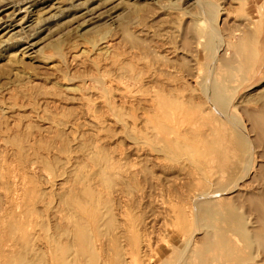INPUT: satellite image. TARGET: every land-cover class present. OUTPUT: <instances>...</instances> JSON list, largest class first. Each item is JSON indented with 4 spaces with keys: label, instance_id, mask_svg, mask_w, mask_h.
Returning <instances> with one entry per match:
<instances>
[{
    "label": "rangeland",
    "instance_id": "1",
    "mask_svg": "<svg viewBox=\"0 0 264 264\" xmlns=\"http://www.w3.org/2000/svg\"><path fill=\"white\" fill-rule=\"evenodd\" d=\"M0 176L62 263L264 264V0H0Z\"/></svg>",
    "mask_w": 264,
    "mask_h": 264
},
{
    "label": "bare ground",
    "instance_id": "2",
    "mask_svg": "<svg viewBox=\"0 0 264 264\" xmlns=\"http://www.w3.org/2000/svg\"><path fill=\"white\" fill-rule=\"evenodd\" d=\"M48 1V0H47ZM44 3V2H43ZM17 27V26H16ZM16 27H14V25H8L5 29H8V34L10 33V32H12V31H15V29H16ZM23 28V27H22ZM28 44V43H27ZM33 47V45H29V47H28V49H31ZM109 48V47H108ZM107 50V49H106ZM130 94V93H129ZM126 98V97H125ZM162 99V98H161ZM146 100V99H145ZM159 103V102H158ZM188 103V102H187ZM217 103V102H216ZM156 105H158L157 103H155ZM154 104V105H155ZM155 105V106H156ZM177 105V104H176ZM159 106V105H158ZM158 106H157V108H158ZM175 106V105H174ZM173 106V107H174ZM178 106H179V104H178ZM182 106V105H181ZM185 106V105H184ZM168 107H169V105H168ZM159 108H161V106L159 107ZM179 108V107H178ZM153 109V108H152ZM155 109H156V107H155ZM175 109V108H174ZM182 109H183V107H182ZM187 109V108H186ZM159 110H161V109H159ZM171 110H172V108H171ZM179 110H180V108H179ZM178 110V111H179ZM184 110V109H183ZM199 110V109H198ZM156 111V110H155ZM181 111V110H180ZM187 111V110H186ZM191 111V110H190ZM184 112V111H183ZM201 114V113H200ZM154 115V114H153ZM166 115V114H165ZM180 116V115H179ZM162 117H164V114H159V115H156V116H154L153 117V119L156 121V122H159L160 121V119L162 118ZM164 118H166V117H164ZM168 118V117H167ZM163 120V119H162ZM176 120V119H175ZM182 120H184V119H182ZM93 122V121H92ZM167 134V133H166ZM166 134H164L163 133V135H164V140H167L166 139ZM202 136V135H201ZM203 137H205L206 138V136H204L203 135ZM212 138V137H211ZM198 139H200V138H198ZM201 139H202V137H201ZM215 139V138H214ZM218 139V138H217ZM203 140V142L202 143H205L206 141H204L205 139H202ZM209 141V140H208ZM212 142H213V140H212ZM207 145H208V143H206ZM213 148V147H212ZM180 150H181V148H180ZM184 151V150H183ZM182 151V152H183ZM212 152V151H211ZM216 152V151H215ZM214 152V153H215ZM214 153H212V154H214ZM178 154V153H177ZM181 154V153H180ZM211 154V155H212ZM176 155V154H175ZM218 156V155H217ZM13 157V156H12ZM176 157V156H175ZM214 157H216V155L214 156ZM170 158V157H169ZM213 158V157H212ZM18 159V158H17ZM85 159V158H84ZM215 159V158H214ZM213 159V160H214ZM15 160V159H14ZM83 160V159H82ZM212 162H214V161H212ZM2 163V162H1ZM48 163V162H47ZM97 163V162H96ZM98 164V163H97ZM127 164V163H126ZM210 164V163H209ZM3 165V164H2ZM126 166V165H125ZM33 167V166H32ZM31 167V168H32ZM66 167V166H65ZM6 169V168H5ZM4 170V169H3ZM110 170V169H109ZM140 170V169H139ZM133 172V171H132ZM131 172V173H132ZM10 174V173H9ZM109 174V173H108ZM139 174V173H138ZM192 174V173H191ZM131 175V174H130ZM49 176V175H48ZM121 176V175H120ZM0 177H2V176H0ZM111 177V176H110ZM3 178V177H2ZM13 178V177H12ZM119 178V177H118ZM124 178V177H123ZM10 179V178H9ZM2 180V179H1ZM136 180V179H135ZM156 180V179H155ZM24 181L25 182H27V180H24L23 178H22V180H21V182L20 183H18L19 185H17V181H15L14 180V186H22L23 187V185H24ZM114 183H115V185H116V187L118 186V187H121L122 186V182H120V181H118V180H115L114 181ZM59 185V184H58ZM63 185V184H62ZM3 186V185H2ZM16 186V187H17ZM20 186V191H18V193L20 194V192H21V195H22V197H26V203L24 204V205H22V203L23 202H20V201H17L16 199L17 198H10V197H8V196H6V204H8V206H5L6 208H7V210H5V207L3 208L4 209V211L3 212H1V217H0V256H1V261H0V264H72V259H70V258H68V260H66V261H64L63 263H62V261H61V259L60 258H58V247H57V241H56V238H55V236L54 237H52V235H51V237H52V241H51V238H50V241L46 244H44L43 242H39L40 241V238H39V235L37 234V233H33V234H31L32 232H30V230L28 229L30 226L31 227H38V224H36L37 222H36V220H35V218H34V216L36 215V213H35V215H34V212H31V210L32 209H30V206H31V203L34 201L33 200V198L31 197V196H29V194H30V191L29 190H27L25 187H21ZM25 186V185H24ZM15 187V188H16ZM60 187V186H59ZM1 188V187H0ZM9 188H11V187H9ZM13 188V187H12ZM63 187H61V189H62ZM65 188V187H64ZM67 188H68V186H67ZM72 188V187H71ZM70 188V189H71ZM120 189V188H119ZM17 190H18V188H17ZM73 190V189H72ZM51 191V190H50ZM69 191V190H68ZM68 191H67V193H68ZM158 191V190H157ZM74 192H75V190H74ZM24 193V194H23ZM46 193V192H45ZM70 193V192H69ZM68 193V194H69ZM71 193H73V192H71ZM169 193V192H168ZM264 193V192H263ZM16 194V193H15ZM18 194V195H19ZM67 194V195H68ZM21 195H20V197H21ZM174 195V194H173ZM68 196H70V195H68ZM71 196H73L72 194H71ZM14 197H15V195H14ZM19 197V196H18ZM42 197V196H41ZM206 197V196H205ZM46 198V197H45ZM62 198V201L65 203V207H66V205L68 206L69 205V207L71 206V204H73L72 203V199H74L73 197H69V198H67V197H64V194H63V197H61ZM13 199V200H12ZM20 199V198H19ZM180 199V198H179ZM2 200H3V198H2ZM33 200V201H32ZM61 200V199H60ZM94 200V199H93ZM74 201H76L75 199H74ZM86 201V200H85ZM25 202V201H24ZM71 202V203H70ZM80 202V201H79ZM96 203L97 204V201L96 200H94L93 201V203ZM249 202H250V205H251V207H252V211H253V213L257 216V218H258V221H259V223L261 224V229H260V232H258L257 234V236H255V240H256V242H258L259 244H260V246H261V243L259 242L263 237H264V194L262 195V196H260V197H251V198H249ZM75 203V202H74ZM87 203H90L89 201L87 202H85L84 203V205L83 206H86L87 205V207H88V204ZM206 203V202H205ZM62 204V203H61ZM78 204H80V203H78ZM204 205V204H203ZM11 206V208L9 209V207ZM23 206V212L21 213V214H17L16 212V209H20L21 207ZM62 206V205H61ZM75 206V205H74ZM74 206H72V210H73V208H75ZM3 207V206H2ZM65 207L63 206V208L65 209ZM68 207V208H69ZM189 207V206H188ZM3 209H1V210H3ZM34 209V208H33ZM42 209V208H41ZM70 210H71V208H69ZM88 209H90V211L91 210H93V206H92V204L89 206V208ZM209 209H210V207H209ZM54 210V209H53ZM95 210H96V208H95ZM94 210V211H95ZM98 210V209H97ZM8 212V211H10V212H8L7 213V215H5V213L4 212ZM74 211V210H73ZM85 209H84V207H78L77 209L75 208V215L74 214H72V216L74 215L75 216V218H78L77 219V221H76V226H75V231H76V233L78 232V233H83V232H85V230H86V226H85V224L83 225V222H86V221H84L83 219H85V217H87L86 215H88V217L87 218H89V214L85 211ZM111 211V210H110ZM14 212V213H13ZM60 212H61V209H60ZM69 212V211H68ZM67 212V213H68ZM210 212V211H209ZM91 213H92V211H91ZM95 214H97V213H95ZM128 214V213H127ZM206 213H205V211H204V213H203V217L204 218H206V215H205ZM62 215H64L63 213H62ZM216 215H217V213H216ZM160 216V215H159ZM227 216V215H226ZM24 217H25V220H26V222H23V220H24ZM36 217V216H35ZM214 217V216H213ZM26 218H29V219H26ZM71 217H70V215H66L65 214V216H63V219H62V221L64 222H66V226H65V228H64V230H63V235L65 234V235H67V234H70L71 236H72V234H71V232H72V223H71V219H70ZM91 218V217H90ZM93 218H95L94 217V215H93ZM98 218V217H97ZM187 218V217H186ZM96 219V218H95ZM229 219V218H228ZM40 220V219H39ZM186 220V219H185ZM73 221V220H72ZM91 221V220H90ZM97 221V220H96ZM123 221V220H122ZM122 221H120V222H122ZM223 221V220H222ZM233 221H234V219H233ZM87 222H89V220L87 221ZM131 222V221H130ZM130 222H128V221H125V223H123L122 224V229H118V230H126L127 231V229H128V231H131V229H132V225L130 224ZM186 222V221H185ZM229 222V221H228ZM90 223V222H89ZM92 223V222H91ZM96 223V222H95ZM55 225V224H54ZM87 225V224H86ZM119 225V224H118ZM42 228V230L46 233V231H45V226H42V225H40ZM97 226V225H96ZM88 227V226H87ZM92 227V226H91ZM117 226H115V228H116ZM47 228H48V226H47ZM62 228V227H61ZM114 228V229H115ZM47 230V229H46ZM90 230V229H89ZM234 230V229H233ZM94 231V230H93ZM111 231V230H110ZM114 231V230H113ZM112 231V233H114ZM115 231H117V230H115ZM231 231V230H230ZM74 232V231H73ZM122 232V234H123V231H121ZM143 232V231H142ZM44 233V234H45ZM57 233V232H56ZM75 233V232H74ZM77 233V234H78ZM58 234V233H57ZM60 234H61V232H60ZM59 234V235H60ZM90 234V233H89ZM110 234V233H109ZM192 234V233H191ZM55 235V234H54ZM65 235L63 236V237H65ZM92 235V234H91ZM158 235V234H157ZM171 235V234H170ZM32 236V237H31ZM34 236H35V238H34ZM41 236V235H40ZM57 236V235H56ZM82 236V235H81ZM194 236V235H193ZM229 236V235H228ZM252 236H253V234H252ZM30 238V239H32L33 240V242L31 241V248H29V249H27L28 248V246H27V241H26V239L27 238ZM47 237V236H46ZM59 237V236H58ZM68 237V236H67ZM77 237V236H76ZM220 237V236H219ZM223 236H221V238H219L220 240L218 241L219 242V244L218 245H221V246H225V244H224V242H223V238H222ZM233 237V236H232ZM254 237V236H253ZM66 238V237H65ZM75 238V237H74ZM84 238V237H83ZM199 238V237H198ZM45 239V238H44ZM63 238L61 237V240H62ZM77 239V238H76ZM86 239V238H85ZM129 239H131V238H129ZM147 239V238H146ZM252 239V238H251ZM48 240H49V237H48ZM64 240V239H63ZM69 240H71L70 238L67 240V243H65L64 245H65V247L68 249V251H69V249L71 248L70 246L72 245L71 244V242L69 241ZM128 240V239H127ZM254 240V241H255ZM42 241H43V239H42ZM65 241V240H64ZM199 241V240H198ZM206 242V245H208V246H211V247H218V245H215V243H213L212 242V239L210 238V237H207V239L205 240ZM236 241H237V239H236ZM263 241V240H262ZM45 242V241H44ZM62 242V241H61ZM61 242H59V243H61ZM129 242V241H128ZM132 242V241H131ZM155 242V241H154ZM229 242V241H228ZM256 242H254V243H256ZM64 243V242H63ZM134 243V242H133ZM62 244V243H61ZM63 244H62V246H64ZM77 245V244H76ZM131 245V244H130ZM141 245V244H140ZM143 245H144V243H143ZM205 245V244H204ZM203 245V246H204ZM35 246L37 247L36 249H34L35 248ZM58 246H59V244H58ZM242 246V245H241ZM253 246V245H252ZM259 246V245H258ZM149 247V246H148ZM227 247V246H226ZM193 248V247H192ZM231 248V247H230ZM241 248V247H240ZM60 249H61V247H60ZM71 249H73V248H71ZM143 250H144V248H142ZM227 249V248H226ZM233 249H234V247H233ZM63 250V249H62ZM231 250V249H230ZM27 251V252H26ZM65 251V250H64ZM146 251V250H145ZM223 251V250H222ZM26 252V253H25ZM59 252H60V250H59ZM92 252V251H91ZM136 252V251H135ZM63 254H64V252H62ZM61 253V254H62ZM65 253H67V252H65ZM82 253V252H81ZM143 254H144V252H142ZM197 253V252H196ZM199 253H200V256L202 255H204V257H205V250H204V248H202V249H200L199 250ZM21 254H23V255H21ZM71 254V253H70ZM194 254V253H193ZM68 255V254H67ZM196 255V254H195ZM64 257V256H63ZM221 257V256H220ZM227 257V256H226ZM237 257V256H236ZM66 258V257H65ZM239 258H241V257H239ZM235 259V258H234ZM64 260V259H63ZM85 260V259H84ZM231 260V259H230ZM73 263H75V261L73 262ZM102 264H110V262H108V261H104V262H102Z\"/></svg>",
    "mask_w": 264,
    "mask_h": 264
}]
</instances>
